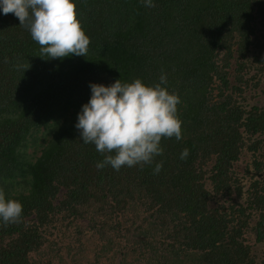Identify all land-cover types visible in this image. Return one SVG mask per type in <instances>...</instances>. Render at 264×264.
<instances>
[{
  "label": "trees",
  "instance_id": "obj_1",
  "mask_svg": "<svg viewBox=\"0 0 264 264\" xmlns=\"http://www.w3.org/2000/svg\"><path fill=\"white\" fill-rule=\"evenodd\" d=\"M153 2L75 0L87 54L55 59L0 14V190L23 207L0 264H264V0ZM161 73L181 139L97 169L111 153L74 127L89 83Z\"/></svg>",
  "mask_w": 264,
  "mask_h": 264
},
{
  "label": "clouds",
  "instance_id": "obj_2",
  "mask_svg": "<svg viewBox=\"0 0 264 264\" xmlns=\"http://www.w3.org/2000/svg\"><path fill=\"white\" fill-rule=\"evenodd\" d=\"M145 7H154L153 0H139ZM13 13L19 25L25 26L31 39L40 46L41 58L86 56L89 38L80 26L75 0H0V14ZM161 73L159 83L146 85L139 78L121 83L119 79L105 86L89 83L90 97L77 112L74 127L84 144L91 143L104 155L97 169L110 166H143L162 155V138L181 139L178 119L179 97L161 85L166 84ZM188 149H182L184 160ZM162 164L157 162L153 174ZM22 204L6 198L0 190V223H18Z\"/></svg>",
  "mask_w": 264,
  "mask_h": 264
},
{
  "label": "rangeland",
  "instance_id": "obj_3",
  "mask_svg": "<svg viewBox=\"0 0 264 264\" xmlns=\"http://www.w3.org/2000/svg\"><path fill=\"white\" fill-rule=\"evenodd\" d=\"M39 143H42V142H39ZM31 151H32V154H37V152H34L32 149H31ZM38 154H39V152H38ZM246 163V161H244L242 164H239V165H237V171L240 173V174H242L243 173V165ZM247 178V177H246Z\"/></svg>",
  "mask_w": 264,
  "mask_h": 264
}]
</instances>
